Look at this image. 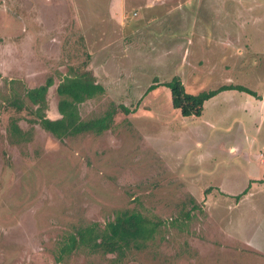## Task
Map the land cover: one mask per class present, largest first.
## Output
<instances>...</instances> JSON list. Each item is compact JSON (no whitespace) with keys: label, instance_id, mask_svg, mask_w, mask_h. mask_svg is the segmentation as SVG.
Wrapping results in <instances>:
<instances>
[{"label":"rangeland","instance_id":"374dc122","mask_svg":"<svg viewBox=\"0 0 264 264\" xmlns=\"http://www.w3.org/2000/svg\"><path fill=\"white\" fill-rule=\"evenodd\" d=\"M85 70L99 89L81 118L115 113L59 139L24 88L52 77L56 118L58 83ZM173 76L256 95L227 89L185 116ZM122 209L159 221L142 248L56 260L79 225ZM0 264H264V0H0Z\"/></svg>","mask_w":264,"mask_h":264},{"label":"trees","instance_id":"16d2710c","mask_svg":"<svg viewBox=\"0 0 264 264\" xmlns=\"http://www.w3.org/2000/svg\"><path fill=\"white\" fill-rule=\"evenodd\" d=\"M52 83V77H47L39 85L24 88V96L35 105V108H32L34 115L32 119L35 118L36 122H39L45 130L55 137L63 139L68 135H76L85 131L101 132L108 128L107 125L112 119V112L115 113V108H110L104 114L90 119L81 118L79 113L78 104L94 96L99 89L98 83L95 82L94 76L89 70L73 76H66L58 83L56 90L60 98L57 110L60 116L56 118H50L45 114L46 94ZM164 84L169 88L172 106L178 108L180 113L185 116L200 115L203 111L204 101L221 90L237 89L256 95L253 89L239 83H223L215 88L200 90L196 93L186 91L184 84L177 76L171 77ZM155 86L156 83L150 84L147 91ZM7 100L18 110L25 108L24 100L16 92L11 94ZM123 109L127 110L126 107ZM15 123L11 124V127L20 136L21 130ZM247 189L248 187L236 194L237 198ZM159 224V221L153 220L137 210H116L114 216L103 225L96 221L79 225L73 233L68 235L56 260H61L64 253L79 247L90 252H111L123 256L131 248H142L147 240L154 237Z\"/></svg>","mask_w":264,"mask_h":264},{"label":"crops","instance_id":"0c3cea01","mask_svg":"<svg viewBox=\"0 0 264 264\" xmlns=\"http://www.w3.org/2000/svg\"><path fill=\"white\" fill-rule=\"evenodd\" d=\"M147 3H149V2L147 1ZM193 20H194V19H193ZM202 35H203V34H201V36H202ZM219 92L227 93V89H225V90H221V91H219ZM219 92H218V93H219ZM216 94H217V93H216ZM216 94H215V95H216ZM215 95H213V96H215ZM226 95H227V94H226ZM211 97H212V96H211ZM208 99H209V98H208ZM261 103H263V100H261Z\"/></svg>","mask_w":264,"mask_h":264}]
</instances>
